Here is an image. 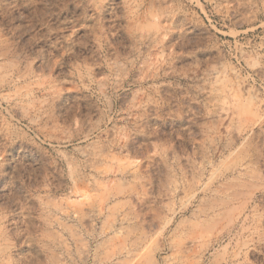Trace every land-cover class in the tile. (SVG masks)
I'll return each mask as SVG.
<instances>
[{"label":"rangeland","instance_id":"rangeland-1","mask_svg":"<svg viewBox=\"0 0 264 264\" xmlns=\"http://www.w3.org/2000/svg\"><path fill=\"white\" fill-rule=\"evenodd\" d=\"M0 264H264V0H0Z\"/></svg>","mask_w":264,"mask_h":264},{"label":"bare ground","instance_id":"bare-ground-1","mask_svg":"<svg viewBox=\"0 0 264 264\" xmlns=\"http://www.w3.org/2000/svg\"><path fill=\"white\" fill-rule=\"evenodd\" d=\"M241 169H242V168H241ZM234 172H235V171H234ZM223 175H224V174H223ZM205 192H206V191H205ZM212 196H213V195H212ZM232 230H233V229H232ZM146 237H147V236H146ZM146 237H145V238H146ZM146 257H147V256H146ZM149 260H150V259H149ZM151 261H152V260H151ZM2 262H3V261H2Z\"/></svg>","mask_w":264,"mask_h":264}]
</instances>
